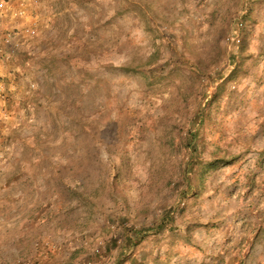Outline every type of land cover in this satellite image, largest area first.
Segmentation results:
<instances>
[{
	"label": "rangeland",
	"instance_id": "obj_1",
	"mask_svg": "<svg viewBox=\"0 0 264 264\" xmlns=\"http://www.w3.org/2000/svg\"><path fill=\"white\" fill-rule=\"evenodd\" d=\"M3 83L0 264H264V0H8Z\"/></svg>",
	"mask_w": 264,
	"mask_h": 264
},
{
	"label": "built area",
	"instance_id": "obj_2",
	"mask_svg": "<svg viewBox=\"0 0 264 264\" xmlns=\"http://www.w3.org/2000/svg\"><path fill=\"white\" fill-rule=\"evenodd\" d=\"M7 5H8V0H1V2H0V14L2 13V12H4L5 10H6V8H7ZM26 12H25V10L21 7V8H19V11H17V15H20V16H22V15H24ZM17 32H18V30H16ZM17 32H15V33H11V34H8V36H7V44H9L10 42H13V43H15L16 45H18V43H17V41H16V39H17ZM12 52H15V48H14V46H13V48L11 49V54H12ZM10 52L9 51H7V55L9 54ZM4 88H5V86H4V83H3V86H0V94L2 93V91L4 90ZM3 89V90H2ZM12 89V88H11ZM13 89H14V87H13ZM5 110H4V107L2 106V104H1V102H0V119L5 115ZM88 264H91L90 262L88 263Z\"/></svg>",
	"mask_w": 264,
	"mask_h": 264
},
{
	"label": "trees",
	"instance_id": "obj_3",
	"mask_svg": "<svg viewBox=\"0 0 264 264\" xmlns=\"http://www.w3.org/2000/svg\"><path fill=\"white\" fill-rule=\"evenodd\" d=\"M242 25V24H241ZM232 39H234V40H238V41H240V38H239V34H238V32L236 31V32H233V37H232ZM198 128V127H197ZM197 131L198 130H196L194 133L191 131L190 132V142H189V145L188 144H186L188 147L190 146V145H194L198 140H197ZM238 157L239 156H236L235 158H232V160H237L238 159ZM224 160V159H223ZM217 161H219V162H222V160H217ZM231 161V160H230ZM162 225L160 224V227H161ZM143 234H144V231L143 230H141V229H139V230H136V231H132V233H131V238L134 240V239H136V237H138L139 236V238H142L143 237ZM132 241V240H131ZM131 245V244H130ZM123 250H127L126 248H124ZM125 253H127L128 254V251H123V254H125ZM126 255V254H125ZM117 262L119 263V262H121V263H123L124 261H123V259H118L117 260Z\"/></svg>",
	"mask_w": 264,
	"mask_h": 264
}]
</instances>
